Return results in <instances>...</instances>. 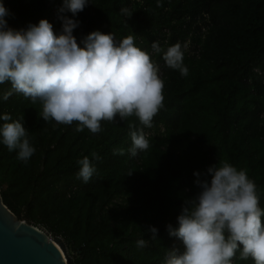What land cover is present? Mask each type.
<instances>
[{
  "label": "trees",
  "instance_id": "16d2710c",
  "mask_svg": "<svg viewBox=\"0 0 264 264\" xmlns=\"http://www.w3.org/2000/svg\"><path fill=\"white\" fill-rule=\"evenodd\" d=\"M0 3L12 28L45 18L61 31L62 0ZM73 18L80 21L77 41L99 30L117 39L134 35L147 53L153 41L162 49L187 43L188 75L168 68L162 54L148 53L164 81V107L143 129L150 148L135 157L128 154L129 124L141 127L134 116L102 122L97 134L76 132V122L44 121L39 101L19 94L0 99V115L23 117L36 149L25 163L0 143V197L15 217L58 237L68 264H164L171 244L183 251L166 225L177 226L183 199L198 190L194 171L220 161L245 170L264 209V82L254 70L264 72V0H90ZM8 88L0 85V96ZM118 148L125 154L114 155ZM84 156L96 167L88 183L76 177ZM149 226L157 229L155 239ZM141 238L144 248L136 243ZM232 264L254 261L237 252Z\"/></svg>",
  "mask_w": 264,
  "mask_h": 264
},
{
  "label": "clouds",
  "instance_id": "9594fccd",
  "mask_svg": "<svg viewBox=\"0 0 264 264\" xmlns=\"http://www.w3.org/2000/svg\"><path fill=\"white\" fill-rule=\"evenodd\" d=\"M89 3L62 0L57 10L59 33L45 18L23 28L10 27L5 19L10 13L0 3V85L10 84L0 99L19 94L33 104L39 101L44 121L76 122V132L87 129L97 134L103 130L102 122L134 116L141 127L129 124L128 154L135 157L150 148L143 129L153 126L154 117L164 107V81L159 66L135 45L134 35L117 39L113 32L93 30L77 41L73 32L80 21L73 17ZM120 11L125 17L132 14L127 8ZM65 12L72 16L63 15ZM151 47L162 54L168 68L188 75L183 63L187 43L183 49L180 43L162 49L153 41ZM0 143L25 163L36 151L23 117L14 120L8 113L0 115ZM113 154L122 156L125 150L113 149ZM92 158L101 159L95 152ZM77 164V179L88 183L96 167L88 156ZM193 175L198 190L183 199L177 226L166 225L169 236L182 242L183 251H168L164 264H232L237 252L240 259L264 264V209L255 182L245 170L227 161L213 163ZM146 231L155 239L154 226ZM136 243L140 248L147 246L143 238Z\"/></svg>",
  "mask_w": 264,
  "mask_h": 264
},
{
  "label": "water",
  "instance_id": "95a60500",
  "mask_svg": "<svg viewBox=\"0 0 264 264\" xmlns=\"http://www.w3.org/2000/svg\"><path fill=\"white\" fill-rule=\"evenodd\" d=\"M63 244L19 220L0 197V264H68Z\"/></svg>",
  "mask_w": 264,
  "mask_h": 264
},
{
  "label": "built area",
  "instance_id": "2783aa9c",
  "mask_svg": "<svg viewBox=\"0 0 264 264\" xmlns=\"http://www.w3.org/2000/svg\"><path fill=\"white\" fill-rule=\"evenodd\" d=\"M152 52H153V49H150L148 53H152ZM254 70H255L256 72H258V73L261 75V78H262V80H263V82H264V72L261 73V72L258 71L257 69H254ZM173 249H175V247H174L173 244H171V245L168 247V249H167V251H166V253H165V255H164V260H165L167 254H168V251H171V250H173Z\"/></svg>",
  "mask_w": 264,
  "mask_h": 264
},
{
  "label": "rangeland",
  "instance_id": "374dc122",
  "mask_svg": "<svg viewBox=\"0 0 264 264\" xmlns=\"http://www.w3.org/2000/svg\"><path fill=\"white\" fill-rule=\"evenodd\" d=\"M64 256H65V254H64ZM66 257V256H65Z\"/></svg>",
  "mask_w": 264,
  "mask_h": 264
}]
</instances>
